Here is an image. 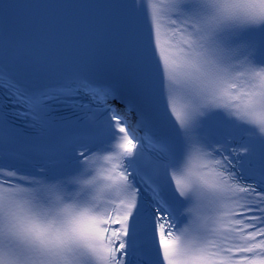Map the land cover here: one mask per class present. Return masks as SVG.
Here are the masks:
<instances>
[{"label":"snow or ice","instance_id":"snow-or-ice-1","mask_svg":"<svg viewBox=\"0 0 264 264\" xmlns=\"http://www.w3.org/2000/svg\"><path fill=\"white\" fill-rule=\"evenodd\" d=\"M123 7L71 62L0 20V264H264V0Z\"/></svg>","mask_w":264,"mask_h":264}]
</instances>
